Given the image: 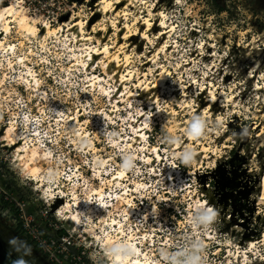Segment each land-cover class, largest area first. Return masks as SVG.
Here are the masks:
<instances>
[{
    "label": "rangeland",
    "instance_id": "374dc122",
    "mask_svg": "<svg viewBox=\"0 0 264 264\" xmlns=\"http://www.w3.org/2000/svg\"><path fill=\"white\" fill-rule=\"evenodd\" d=\"M12 1L17 0H0V8ZM18 1L25 18L19 15L11 21L5 43L16 48L14 53L0 49V219L28 223L25 239L46 233L59 243V232L66 230L69 244L64 255L70 258L63 264H110L101 256L97 239L83 229L94 225L104 239L109 232L116 233L113 218L126 220L122 240L134 236L157 264H164L168 255L173 261L183 259L193 238L204 241L206 264H264V0H132L128 22L133 32L137 26L139 32L128 40L121 38L123 17L115 11L95 13L100 0ZM135 11L142 17L152 13L148 40L141 36L146 27L135 23ZM159 11L165 14L164 30L174 26L161 36ZM111 19L120 28L117 33ZM79 20L92 37L89 47L126 42L121 58L126 52L131 63L123 70L133 71V76L126 87L118 85L120 92L101 64L90 61L86 69L77 60L86 50L71 42L68 24ZM46 23L62 27L61 37L44 39ZM163 42L167 48L159 51ZM20 56L40 80L38 92L34 85L28 89L22 78L28 69L19 62ZM163 68L170 72L165 87L146 94L138 84L152 83ZM96 76L102 79L91 86ZM210 89L219 99L225 100L224 93L230 99L210 104ZM129 90L138 91V96L130 99ZM156 94L159 99L154 102ZM141 109L149 113V120ZM131 113L133 118L127 120ZM201 113L210 122L209 131L204 138L190 139L186 126ZM69 116L79 123L68 124ZM10 124L15 135L31 134L25 144L31 149L21 161L6 139ZM73 126L86 134L84 141ZM140 129L145 134L137 140ZM242 129L248 131L243 139L238 135ZM113 131L119 134L116 142L137 156L138 171L125 172L121 185L109 183L121 170L119 148L108 140ZM166 132L177 136L179 143L167 145ZM185 146L196 152L191 166L176 157ZM29 158L32 165L26 162ZM101 188L105 198L92 192ZM125 198H133L135 213L128 215ZM58 199L62 203L53 208ZM67 203L83 227L60 219ZM11 205L16 207L12 214ZM197 205L217 210L211 229H195L190 223ZM55 224L60 229L54 230ZM36 248L27 247V253L35 255Z\"/></svg>",
    "mask_w": 264,
    "mask_h": 264
},
{
    "label": "bare ground",
    "instance_id": "6f19581e",
    "mask_svg": "<svg viewBox=\"0 0 264 264\" xmlns=\"http://www.w3.org/2000/svg\"><path fill=\"white\" fill-rule=\"evenodd\" d=\"M17 1H12V3H10L9 5H6V6L0 8V30H1L0 34L3 36L2 38H0V49L4 50L7 53L11 52L12 50H13L12 52L14 53V49L16 48L15 45H13V44L5 45L6 39L8 37V34L10 33V30H11V25H10L11 21L15 20L19 15H21L22 18H25L24 11H22L21 6L18 4L19 1L18 2ZM123 2L125 4L123 5V7H120V4H123ZM132 2H133L132 0H100L97 3V5H96L95 13L101 12L103 14H107L109 12L115 11L117 16L123 17L125 19V21H124V23L122 25V27L125 29L122 32V36H121V38L123 40H128L132 36L137 35L138 32H139L138 26H137L136 29H134L135 32H133L132 29H130V24L128 22L127 6L129 4H132ZM134 14H135L134 15L135 16V23L138 24V25L140 23V24H142V25H144L146 27V31H143V32L141 31L142 32L141 33L142 38H144L146 40L150 39V37L147 34V30H150L151 26H153V21L150 18L152 13L149 12V16L150 17L149 16L148 17H142L141 14H140V11L139 12L135 11ZM159 15L162 17L161 20H160V25L163 28L159 32V35L161 36L162 34L164 35V34H168L169 32H172L174 30V26L173 25H171L170 31L164 30L166 28V26H165L166 22L164 20H162V19L165 18L164 12L163 11H159ZM84 24H85V22H83L82 20L74 21V22L68 24V31H70L72 33L71 42L75 43L77 45H79V43H81L80 45L83 46V48L86 50L85 54L83 53L79 57H76L77 60L86 69H89L90 61H94V63L96 62L97 64H101L103 69L105 70V73L108 74L113 80L116 81L115 90L120 92L119 91L120 89L118 88V85L121 84V86L126 87L127 82L133 76V71L127 70V72H124V70H123V68L129 66V64L131 63L130 62V55L127 54L126 52H125L126 55H125L124 59L121 58V53H123V49L126 47V42L123 41V43H121L120 45L116 42V45L114 47H110L108 42L104 43V47L103 48H98V47L92 48V47H89L88 43L92 40V37L86 35ZM111 24L114 26V29L116 30V33L118 31H120L119 30L120 28L118 26H116L115 22L112 19H111ZM44 30H45V33H46V36H44V39L47 36H50V35H54L56 37H61L60 34H61V31H62V27L52 28L49 23H46L44 25ZM36 34L37 33L35 32L34 35H36ZM100 37L98 39L99 42H101ZM111 48H114V50H111ZM166 48H167V44L163 42L162 45L159 48V51H164ZM19 58H20L19 62L22 64V66L25 67L26 69H28L27 73L24 75V77H22L24 79V81L27 83L28 89H31L32 86L34 85V89L33 90L38 92L39 91V86L41 84L40 80L36 77L34 71L31 70L27 66V64H26L27 59L25 58V56H20ZM155 58H157V57L153 56V59H155ZM8 62H9V65L13 64L11 59H9ZM169 74H170V72H168L165 68H163V69L160 70V72H158L155 75V80L152 83L144 82V80H141L140 83L138 84V86H140L144 90V92L146 94L150 93L151 91L156 90L157 88H160V90H162L165 87V85H166V80H167ZM5 77H6V75H5ZM101 79L102 78H100V76H98V77L96 76L94 79H91L92 80L91 81L92 82L91 86L96 84L98 81H101ZM3 81L5 82V79H3ZM100 86L102 87V90L104 92H107V89L104 86H102V85H100ZM138 93H139L138 91L129 90L127 94H128V97L131 99L133 97L138 96ZM209 94L210 95L207 98V101L210 102V104H214L217 101L225 102L228 99H230L228 97L227 93H224L225 100L219 99L213 89L209 90ZM109 95H111V93H109ZM151 99L154 102L158 101L159 96H157V94H156V96L154 98H151ZM151 104H152V102H151ZM210 104H209V106H210ZM115 107L117 109H119L118 104H116ZM140 112H141L143 118L145 117V119H147V120L150 119V117L148 115L149 113L145 109H141ZM70 116L67 117V123L68 124L70 123L71 120H76V122L79 123V121H78L79 119L78 118H71ZM0 120H2V114L1 113H0ZM77 127L73 126L72 131L74 133L78 134V136H80V140L81 141H84V139L86 137V134L80 133L81 132L80 128H77ZM14 130H15V128H14V126L12 124H10L9 127L6 128V132H7L6 139H7L8 145L13 146L14 148H16L17 152L15 153V155H17L16 157L18 159H20V161H21V157H25V154L27 152H29V150L31 149V148L25 147L26 146L25 145L26 141L30 140V138H31V134L29 132L25 133L24 131H21L20 133L15 135L14 134ZM144 134L145 133H143V129H140V130H137L135 137L138 140L141 137H144ZM157 155H158V157H160L159 154H157ZM96 160H97V162L99 161L98 158ZM148 160L150 162L152 161L151 158H149ZM32 161H33L32 158H29V160L26 161V162H28L29 164L31 163L30 165H32ZM153 161H155V160H153ZM104 162L105 161H103L102 164H104ZM20 163H22V162H20ZM18 165H19V163H18ZM37 172L36 171H32V175L34 177L38 176ZM123 176H125V172L120 170V171L117 172V174H115L112 177V179L109 181V183L110 184H114V183L120 184L119 180ZM40 184H41V182H40ZM137 187H140V186H137ZM262 187H263V191H264V175L262 177ZM92 192H94L95 194L99 195L100 197H104L103 188L94 189ZM49 195L51 196L52 194H49ZM122 197L124 199V196H121V198ZM263 197H264V195H263ZM75 198L77 199L78 197L76 196ZM132 199L130 200V199L125 198L126 201L128 200L127 202H128V205L130 206V208L127 211L128 215H131V214L135 213L134 212L135 211L134 207L131 204L132 203ZM133 203H134V201H133ZM72 206L73 205L71 203H67L66 204V207H65L66 210L63 211V215H62V217L60 219H64V220H66L68 222H71L72 225L75 228H77V227L80 228L82 225H81L80 221H78L76 218L73 217L75 215H73V213L71 211ZM124 211H126V210H124ZM59 215H60V212H59ZM89 221L90 222L92 221V217L89 218ZM125 221L113 218L112 221H111L112 222L111 224L112 225H116V224L118 225V226H116V229H115L116 233L115 234H110V232H109L104 239H101L99 237V235L96 233V227L94 225H90V228L83 229L86 234L91 235V237L94 236V238L97 239L96 243L98 244L99 248H101L103 250V252H104V253H101V256L106 258L109 261L110 264H118V262L113 261L112 258L107 255L105 249L108 246L112 245V244H115V243L123 241L122 238L125 235V226H126ZM105 224L108 225L107 222H105ZM127 242L129 244H131V246L134 248L135 255L128 257L127 260L124 262V264H157L155 261H152V260H150V258H148L149 256H148L147 253H145L144 251L142 252V250L139 247V245H137L135 243L134 236H131V239H129ZM96 243L94 242L93 244L96 245ZM252 243H254V242H252Z\"/></svg>",
    "mask_w": 264,
    "mask_h": 264
},
{
    "label": "clouds",
    "instance_id": "9594fccd",
    "mask_svg": "<svg viewBox=\"0 0 264 264\" xmlns=\"http://www.w3.org/2000/svg\"><path fill=\"white\" fill-rule=\"evenodd\" d=\"M134 114L135 113L129 114L127 120H131ZM209 127L210 122L202 113L193 115L186 126L187 130L185 135L190 139L199 140L207 135ZM216 127L218 130L222 128V124L219 120L216 122ZM118 135V133L113 131L108 136V140L109 142L114 143L115 147L119 148V154L121 156V171L132 172L135 174L138 171L136 164V153L135 151L127 150L125 147H121L119 143L116 142ZM238 135L241 137V139H243L248 135L247 129H242ZM164 142L169 146H174L179 143V139L172 133L166 132L164 136ZM176 157L185 166H191L195 161L196 152L193 148L185 146L181 152L176 153ZM217 218L218 212L216 209L208 206L197 205L190 217V223L195 229L209 230L216 223ZM105 250L107 255L110 256L113 261L118 262V264H124L128 257L135 255L134 248L127 241L112 244ZM165 250L169 251L168 249ZM205 253L206 247L204 241L193 238L191 243L187 246V251L183 253V259L178 256L176 260L173 261L172 255H168L164 257L163 261L164 264H206ZM16 264H22V262H16Z\"/></svg>",
    "mask_w": 264,
    "mask_h": 264
},
{
    "label": "flooded vegetation",
    "instance_id": "af4514ba",
    "mask_svg": "<svg viewBox=\"0 0 264 264\" xmlns=\"http://www.w3.org/2000/svg\"><path fill=\"white\" fill-rule=\"evenodd\" d=\"M15 210L16 207L11 205L9 212L12 214V211L14 212ZM18 235L21 241L16 238ZM30 246L37 247L33 256L27 253V247ZM16 262H22V264H63L59 259L55 260L48 257L41 250L37 241L29 236L25 239V229L21 226L19 219L13 218L12 220L10 218L9 223L0 219V264H16Z\"/></svg>",
    "mask_w": 264,
    "mask_h": 264
},
{
    "label": "built area",
    "instance_id": "2783aa9c",
    "mask_svg": "<svg viewBox=\"0 0 264 264\" xmlns=\"http://www.w3.org/2000/svg\"><path fill=\"white\" fill-rule=\"evenodd\" d=\"M62 196V195H60ZM59 212L60 209L56 210V216L59 217ZM28 223L25 224V222L23 223V228L25 229V226L28 227ZM60 229L58 227V224H55V228L54 230H58ZM49 236V235H48ZM34 238L35 240L38 242L40 248L42 251H44L45 253H49L50 254V258L52 259H59V261L63 260L64 258H67L65 260H68V258H70V254H65V249L67 248L68 243V236H66V234L62 235L61 239H59V243L58 241H53V239L49 236V238L44 237L42 235H35L34 234ZM58 240V239H57ZM65 242V243H64ZM72 260V259H69Z\"/></svg>",
    "mask_w": 264,
    "mask_h": 264
},
{
    "label": "trees",
    "instance_id": "16d2710c",
    "mask_svg": "<svg viewBox=\"0 0 264 264\" xmlns=\"http://www.w3.org/2000/svg\"><path fill=\"white\" fill-rule=\"evenodd\" d=\"M221 10H222V9H221ZM6 204L8 205L9 203L6 202ZM21 226L23 227L22 223H21ZM59 234H60V235H64V234H66V230H64V229L61 230V231L59 232ZM42 236L49 238V236H48L46 233H42ZM3 262H4V261H3Z\"/></svg>",
    "mask_w": 264,
    "mask_h": 264
},
{
    "label": "water",
    "instance_id": "95a60500",
    "mask_svg": "<svg viewBox=\"0 0 264 264\" xmlns=\"http://www.w3.org/2000/svg\"><path fill=\"white\" fill-rule=\"evenodd\" d=\"M62 203V200L61 199H58L57 201H56V203L55 204H53L52 206H53V208H56L58 205H60Z\"/></svg>",
    "mask_w": 264,
    "mask_h": 264
}]
</instances>
